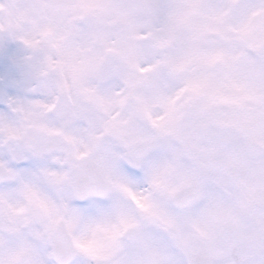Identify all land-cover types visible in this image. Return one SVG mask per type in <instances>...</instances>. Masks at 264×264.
I'll return each mask as SVG.
<instances>
[{"label": "clouds", "instance_id": "1", "mask_svg": "<svg viewBox=\"0 0 264 264\" xmlns=\"http://www.w3.org/2000/svg\"><path fill=\"white\" fill-rule=\"evenodd\" d=\"M249 185L264 0H0V264H245Z\"/></svg>", "mask_w": 264, "mask_h": 264}, {"label": "snow or ice", "instance_id": "2", "mask_svg": "<svg viewBox=\"0 0 264 264\" xmlns=\"http://www.w3.org/2000/svg\"><path fill=\"white\" fill-rule=\"evenodd\" d=\"M224 58L223 54H218L214 59L215 60H222ZM127 191V189H125ZM128 195L132 197V199L136 202V204L143 210H148V205L138 199L132 192H128ZM134 226L133 222L129 219H122L119 222L118 226H113L112 230L109 232V238L115 240L118 236L122 235V232L127 231L128 229ZM91 245L89 244L85 250H90Z\"/></svg>", "mask_w": 264, "mask_h": 264}, {"label": "rangeland", "instance_id": "3", "mask_svg": "<svg viewBox=\"0 0 264 264\" xmlns=\"http://www.w3.org/2000/svg\"><path fill=\"white\" fill-rule=\"evenodd\" d=\"M256 249H258L257 250V255H258V259H259V264H260V261L262 260V259H264V250H262L261 249V246H260V244H259V241L257 242V247H256Z\"/></svg>", "mask_w": 264, "mask_h": 264}, {"label": "flooded vegetation", "instance_id": "4", "mask_svg": "<svg viewBox=\"0 0 264 264\" xmlns=\"http://www.w3.org/2000/svg\"><path fill=\"white\" fill-rule=\"evenodd\" d=\"M234 166H236V168H240V163H239V162H236V163L234 164ZM240 205H241V200H240V202H239V204H238V206H237V209L240 207ZM229 218H230V217H228V221H229Z\"/></svg>", "mask_w": 264, "mask_h": 264}]
</instances>
